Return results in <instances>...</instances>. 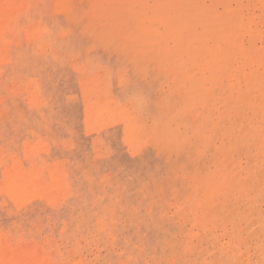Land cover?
<instances>
[{
    "label": "rangeland",
    "instance_id": "obj_1",
    "mask_svg": "<svg viewBox=\"0 0 264 264\" xmlns=\"http://www.w3.org/2000/svg\"><path fill=\"white\" fill-rule=\"evenodd\" d=\"M262 2L241 16L264 40ZM104 23L93 0H0V264H189L186 243L227 246L181 198L162 55L108 48Z\"/></svg>",
    "mask_w": 264,
    "mask_h": 264
},
{
    "label": "bare ground",
    "instance_id": "obj_2",
    "mask_svg": "<svg viewBox=\"0 0 264 264\" xmlns=\"http://www.w3.org/2000/svg\"><path fill=\"white\" fill-rule=\"evenodd\" d=\"M93 5L105 21L98 40L108 48L158 52L163 59L153 58L154 64L164 65L176 82L162 112L175 111L172 119L183 126L168 138L179 154L181 198L199 229H220L227 239L226 247L209 255L198 244H184L193 255L189 264H264V40L263 31L251 29L241 16L247 5L243 0H93ZM251 18L264 21V2ZM250 246L253 253L246 257Z\"/></svg>",
    "mask_w": 264,
    "mask_h": 264
}]
</instances>
